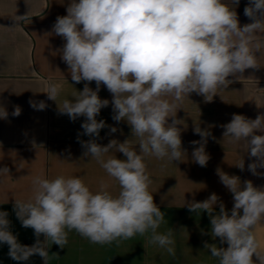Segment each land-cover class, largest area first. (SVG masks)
<instances>
[{"label":"clouds","instance_id":"1","mask_svg":"<svg viewBox=\"0 0 264 264\" xmlns=\"http://www.w3.org/2000/svg\"><path fill=\"white\" fill-rule=\"evenodd\" d=\"M238 5L239 0H70L67 15L57 17L52 32L65 41L61 59L71 80L86 83L82 91L59 104L60 83L46 82L44 93L56 102L60 114L72 121L85 118L81 127L91 139L77 137L85 150L83 157L94 159L119 191L113 194L106 180L93 191L82 177H33L31 195L14 201L16 218L34 231L33 245L18 241L9 213L0 210V244L8 246L13 261L28 264L30 258L39 256L43 264H49L51 258H58L49 254L51 246L64 249L71 233L100 246L147 237L149 244L176 255L173 230L158 231L166 218L149 190L152 179L146 160L183 162L182 120L176 116L184 100L196 93L211 102L234 82L229 77L240 79L245 70L261 67L264 0H249L244 15L252 22L243 26L235 10ZM27 18L14 20L18 25ZM93 81L95 90L89 87ZM101 85L112 94L113 120L130 126L135 144L129 139L122 143L112 139L107 145L96 142L107 126L96 117L110 103L99 97ZM29 103L36 110L47 106L44 101ZM20 114L21 108L15 107L12 115ZM7 117V110L0 107V119ZM222 127L229 143L245 144L249 157L255 158L248 170L264 175L257 171L264 168V114L255 119L233 114ZM110 131L115 133L117 128L110 127ZM193 131L201 139L191 142L192 159L205 167L210 159L207 139L212 134L199 124ZM112 152L125 158L108 155ZM235 166L243 171V158ZM217 174L232 194L230 212L215 193L185 205L192 213L206 212L210 218L206 234L214 241L219 238V245L205 242L204 249L216 264H264V249L257 237L258 226L264 225V187L250 180L242 184L238 176L219 169ZM0 176H9L7 166L0 168Z\"/></svg>","mask_w":264,"mask_h":264},{"label":"crops","instance_id":"2","mask_svg":"<svg viewBox=\"0 0 264 264\" xmlns=\"http://www.w3.org/2000/svg\"><path fill=\"white\" fill-rule=\"evenodd\" d=\"M69 3L70 0H0V107L8 112L7 119H0V168H9V176H0V210L9 213L13 234L21 244L28 246L35 243L36 237L31 228H24L16 218L14 201L31 195L33 177H82L93 191L106 180L113 194L119 191L118 184L94 159L83 157L85 150L77 137L79 135L81 141L91 139L83 134L81 125L85 118L72 121L60 114L56 102L44 93L46 82L60 83L63 90L57 100L59 104L65 98H72L75 91H82L86 83L77 84L71 80L68 66L61 59L60 50L65 41L52 32L57 17L67 15ZM248 4L249 0H239L235 8L241 26L252 22L244 15ZM24 15L28 18L17 25L14 18ZM258 55L261 67L245 70L240 79L229 77L234 82L220 90L211 102L196 93L184 100L176 116L182 120V148L186 150L183 162L167 163L154 157L146 160L152 179L149 190L166 218L158 231L173 230L176 255L170 256L158 246L149 244L147 237L136 236L118 245L100 246L71 233L64 249L55 244L51 246L49 254L55 253L58 258H51L49 264H216L210 252L204 249L205 242L219 245V238L214 241L206 234L210 231L208 214L192 213L185 205L204 201L215 193L230 212L233 197L220 182L218 169L238 176L242 184L250 180L256 187H264V175H253L248 170V164L255 158L249 157L247 146L229 143L222 127L231 121L233 114L250 119L264 114V48ZM89 87L95 90V82ZM98 95L110 103L96 117L107 125L101 129L96 142L107 145L112 139L121 143L129 139L135 144L130 126L112 118V94L101 85ZM30 100L36 104L44 101L47 106L44 110H36L30 106ZM17 106L21 108L18 117L12 115ZM196 124L212 134L207 139L206 152L210 159L205 167L192 159L194 146L191 142L201 139L194 134ZM110 127H116L117 131L112 133ZM108 155L125 158L122 153ZM241 158L245 163L243 171L235 166ZM257 171L264 173V168ZM218 211L217 205L215 212ZM257 237L264 249V225L258 226ZM0 264H20L8 256L6 244H0ZM28 264H43V261L33 256Z\"/></svg>","mask_w":264,"mask_h":264}]
</instances>
